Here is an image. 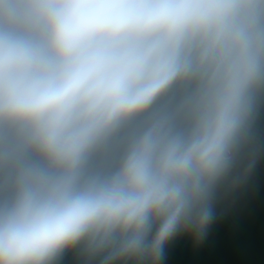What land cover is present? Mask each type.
<instances>
[{
    "label": "clouds",
    "instance_id": "obj_1",
    "mask_svg": "<svg viewBox=\"0 0 264 264\" xmlns=\"http://www.w3.org/2000/svg\"><path fill=\"white\" fill-rule=\"evenodd\" d=\"M264 173V0H0V264H165Z\"/></svg>",
    "mask_w": 264,
    "mask_h": 264
},
{
    "label": "water",
    "instance_id": "obj_2",
    "mask_svg": "<svg viewBox=\"0 0 264 264\" xmlns=\"http://www.w3.org/2000/svg\"><path fill=\"white\" fill-rule=\"evenodd\" d=\"M165 264H264V173L218 212L200 243L184 238L173 242Z\"/></svg>",
    "mask_w": 264,
    "mask_h": 264
}]
</instances>
